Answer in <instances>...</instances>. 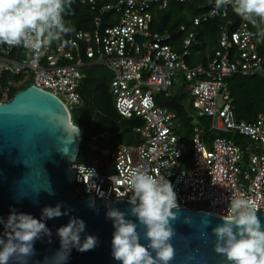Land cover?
Wrapping results in <instances>:
<instances>
[{
	"label": "built area",
	"instance_id": "obj_1",
	"mask_svg": "<svg viewBox=\"0 0 264 264\" xmlns=\"http://www.w3.org/2000/svg\"><path fill=\"white\" fill-rule=\"evenodd\" d=\"M79 1L95 12L93 29L76 31L70 37L72 45L54 42L38 66L26 63L22 46L0 45V102L11 97L12 89L31 81L65 100L72 111L83 103L78 91L85 77L82 67L95 63L112 72L110 92L117 112L143 120L135 128L137 143L118 144L102 169L93 162L70 163L75 172L72 191L79 197L104 199L107 207L118 199L129 201L126 173L141 168L165 176L181 208L222 216L229 199L242 196L264 212V115L253 121L238 120L227 81L234 74H264V38L249 36L255 29L242 18L237 23L231 5L220 12L211 7L194 16L189 25L180 26L186 35L178 51L171 33L151 28L152 10L166 8L169 0ZM105 15L117 19L105 26ZM215 19L221 21L213 52L206 64L191 65V48L200 26ZM176 79L182 81L198 115L211 117V129L245 135L252 143L242 148L225 135L207 141L198 129L188 149L175 131L176 112L155 99L159 92L169 95Z\"/></svg>",
	"mask_w": 264,
	"mask_h": 264
},
{
	"label": "clouds",
	"instance_id": "obj_2",
	"mask_svg": "<svg viewBox=\"0 0 264 264\" xmlns=\"http://www.w3.org/2000/svg\"><path fill=\"white\" fill-rule=\"evenodd\" d=\"M73 0H0V45L22 46L26 52V63L36 67L45 51L54 42L63 46L73 44L70 38L75 27L66 22L64 13ZM231 5L236 15L255 29L249 36L264 38V0H215L214 10L226 11ZM89 170V169H88ZM94 175V170H89ZM130 215L137 222L126 219V213L109 208L106 213L115 229L112 239V256L121 264H170L175 257L171 241L176 235L172 226L178 217L177 194L171 182L163 175H152L141 168L126 173ZM98 194L103 195L99 192ZM258 205L244 197H231L226 214L219 218L222 224L212 228L215 236L214 251L226 259L228 264H264V230L257 216ZM68 215L61 211V204L42 209L41 219L30 214L10 213L0 237V264H28L35 254L34 242L41 235L51 236L44 220ZM211 215V214H209ZM191 223L190 218L185 219ZM206 229L211 220L202 221ZM85 222L71 217L68 224L57 229L61 248L51 258L50 264H65L73 247L86 252L97 246V237L87 235L81 242L80 234L85 231ZM143 228V234L138 228ZM207 232H201L202 237ZM141 238L148 241L145 246ZM191 258V257H190Z\"/></svg>",
	"mask_w": 264,
	"mask_h": 264
},
{
	"label": "water",
	"instance_id": "obj_3",
	"mask_svg": "<svg viewBox=\"0 0 264 264\" xmlns=\"http://www.w3.org/2000/svg\"><path fill=\"white\" fill-rule=\"evenodd\" d=\"M82 140L83 130L75 124L70 106L46 88L31 84L0 102V219L6 221L14 210L39 220L43 208L57 204H61L62 212L68 211V215L43 221L51 236L41 235L34 242L35 254L28 264H50L61 248L57 229L67 225L71 217L85 222L81 242L93 235L98 243L86 252L73 247L65 264H121L112 256L115 229L106 213L115 208L125 212L126 219L138 221L130 215L132 205L125 199L115 200L107 207L104 199L79 197L72 191L75 172L70 163L78 161ZM173 211L178 218L172 222L176 232L171 241L175 257L170 264H228L214 251L216 238L212 228L223 223L221 215L187 207ZM257 216L264 230V212L258 211ZM186 218L191 223H186ZM206 219L211 224L205 229L202 221ZM4 231L0 223V237ZM138 231L143 234L142 227ZM203 231L208 233L206 237L201 236ZM140 243L146 246L148 241L141 238Z\"/></svg>",
	"mask_w": 264,
	"mask_h": 264
},
{
	"label": "trees",
	"instance_id": "obj_4",
	"mask_svg": "<svg viewBox=\"0 0 264 264\" xmlns=\"http://www.w3.org/2000/svg\"><path fill=\"white\" fill-rule=\"evenodd\" d=\"M211 7H215V0H169L166 8H154L152 10L151 28L160 33H171L174 48L180 51L181 40L186 35L185 31L180 30V26L182 24L189 25L194 16ZM232 13H234L238 23L241 17L236 15L233 10ZM94 15L95 12L89 4H82L79 0H73L63 18L66 22L71 23L76 31L92 30ZM116 19L113 15H105L103 25L106 26L108 22H115ZM220 21V19L209 20L200 26L197 40L194 41L191 48V65L207 63V56L213 52V47L219 37L217 22ZM107 69L95 63L86 64L82 67L85 77L81 79L78 91L83 97V103L72 110L75 124L83 129L78 162H86L84 154L87 144L90 143L92 137L99 134H113L120 131V138L122 137L121 140L124 139L125 143L135 144L138 141L135 128L142 125L143 120L135 116L127 118L117 112L113 95L110 92L112 74L110 71L106 72ZM227 81L230 102L238 120L253 121L259 115H264V74L248 76L234 74ZM29 85H31V81L23 83L18 89H12L11 95ZM172 88L169 95H165L163 92L156 93L155 99L176 112L178 124L175 131L188 149L191 148V137L198 129L203 130L207 141L216 135H225L232 138L242 148L248 143H252L250 138L245 135L211 129V117L198 115L193 108L192 99L181 86L176 91H173Z\"/></svg>",
	"mask_w": 264,
	"mask_h": 264
},
{
	"label": "crops",
	"instance_id": "obj_5",
	"mask_svg": "<svg viewBox=\"0 0 264 264\" xmlns=\"http://www.w3.org/2000/svg\"><path fill=\"white\" fill-rule=\"evenodd\" d=\"M110 72L111 70L108 69ZM112 74V72H111ZM82 129V128H81ZM83 130V129H82ZM120 131H117L113 134L102 133L98 136H94L90 139V143L87 144L86 152L84 154V158L90 160L93 163H99L103 168V163L111 158L112 151L115 147L120 144H129L132 145L134 143H125L120 138Z\"/></svg>",
	"mask_w": 264,
	"mask_h": 264
},
{
	"label": "rangeland",
	"instance_id": "obj_6",
	"mask_svg": "<svg viewBox=\"0 0 264 264\" xmlns=\"http://www.w3.org/2000/svg\"><path fill=\"white\" fill-rule=\"evenodd\" d=\"M106 72H109V70L107 69ZM175 82H176V85L172 88L173 91H176L178 89V87H180L182 84V81L180 79H176Z\"/></svg>",
	"mask_w": 264,
	"mask_h": 264
},
{
	"label": "flooded vegetation",
	"instance_id": "obj_7",
	"mask_svg": "<svg viewBox=\"0 0 264 264\" xmlns=\"http://www.w3.org/2000/svg\"><path fill=\"white\" fill-rule=\"evenodd\" d=\"M87 162H90V160H87Z\"/></svg>",
	"mask_w": 264,
	"mask_h": 264
}]
</instances>
